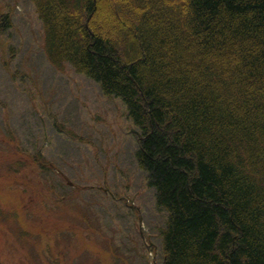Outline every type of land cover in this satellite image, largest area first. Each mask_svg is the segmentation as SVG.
I'll return each instance as SVG.
<instances>
[{
    "label": "trees",
    "instance_id": "16d2710c",
    "mask_svg": "<svg viewBox=\"0 0 264 264\" xmlns=\"http://www.w3.org/2000/svg\"><path fill=\"white\" fill-rule=\"evenodd\" d=\"M32 2L56 69L127 108L166 214L161 264H264V0ZM106 11L109 31L96 25Z\"/></svg>",
    "mask_w": 264,
    "mask_h": 264
},
{
    "label": "rangeland",
    "instance_id": "374dc122",
    "mask_svg": "<svg viewBox=\"0 0 264 264\" xmlns=\"http://www.w3.org/2000/svg\"><path fill=\"white\" fill-rule=\"evenodd\" d=\"M6 13L11 24L0 26V166L21 163L18 172L1 177L0 201L9 207L19 197L34 200V230L52 236L48 249L70 254L66 264H118L117 254L125 264H161L158 227L166 214L137 167L130 132L136 127L125 104L70 64L56 69L32 0H0V19ZM115 24L107 11L96 23L107 31ZM153 32L150 27L143 36ZM32 155L45 161H32ZM41 165L50 168L42 171ZM19 183L22 193L9 190ZM129 199L141 206L151 248L140 237L144 247L138 244L137 219L124 204Z\"/></svg>",
    "mask_w": 264,
    "mask_h": 264
},
{
    "label": "flooded vegetation",
    "instance_id": "af4514ba",
    "mask_svg": "<svg viewBox=\"0 0 264 264\" xmlns=\"http://www.w3.org/2000/svg\"><path fill=\"white\" fill-rule=\"evenodd\" d=\"M23 154V151H20L19 156H23ZM10 162V165L5 162L6 168L0 166V179L8 171L11 173L19 171L21 160L17 159L15 162L14 160ZM6 186L8 185L4 184L2 188ZM10 187L7 188H10L9 190L12 192L16 190L19 192L18 189L21 193L24 191V186L21 183L12 184ZM12 187H17V189H12ZM23 198L19 197L20 201L17 199V204H11L9 207L0 201V264H66L65 262L71 259L70 254L66 250L62 253L48 249L52 236L46 233L40 234L34 230L36 227L34 219L37 220V216L32 215L35 201L28 200L25 203ZM30 208H32L31 211ZM132 212L138 220V235L145 245L147 236L142 229V217L139 209L133 207ZM42 240H44L43 245H41Z\"/></svg>",
    "mask_w": 264,
    "mask_h": 264
}]
</instances>
